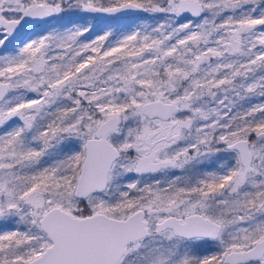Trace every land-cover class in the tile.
<instances>
[{
	"label": "snow or ice",
	"instance_id": "1",
	"mask_svg": "<svg viewBox=\"0 0 264 264\" xmlns=\"http://www.w3.org/2000/svg\"><path fill=\"white\" fill-rule=\"evenodd\" d=\"M255 97L264 0H0V264H264Z\"/></svg>",
	"mask_w": 264,
	"mask_h": 264
},
{
	"label": "trees",
	"instance_id": "2",
	"mask_svg": "<svg viewBox=\"0 0 264 264\" xmlns=\"http://www.w3.org/2000/svg\"><path fill=\"white\" fill-rule=\"evenodd\" d=\"M138 22L141 23L142 21H138ZM148 22H151V21H148ZM252 102L253 103H260V102H264V101H262L261 98H259V97H255Z\"/></svg>",
	"mask_w": 264,
	"mask_h": 264
},
{
	"label": "rangeland",
	"instance_id": "3",
	"mask_svg": "<svg viewBox=\"0 0 264 264\" xmlns=\"http://www.w3.org/2000/svg\"><path fill=\"white\" fill-rule=\"evenodd\" d=\"M137 23H140V22L137 21Z\"/></svg>",
	"mask_w": 264,
	"mask_h": 264
}]
</instances>
